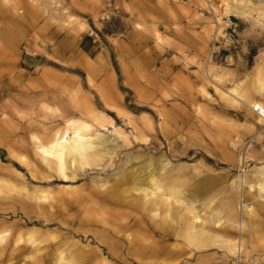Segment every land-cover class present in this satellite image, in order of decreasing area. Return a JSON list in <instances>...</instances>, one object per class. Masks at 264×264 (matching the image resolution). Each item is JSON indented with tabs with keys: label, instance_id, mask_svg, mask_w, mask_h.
Here are the masks:
<instances>
[{
	"label": "rangeland",
	"instance_id": "obj_1",
	"mask_svg": "<svg viewBox=\"0 0 264 264\" xmlns=\"http://www.w3.org/2000/svg\"><path fill=\"white\" fill-rule=\"evenodd\" d=\"M259 11L264 0H0V188L10 190L0 197V232L10 231L6 245L34 230L44 252L78 242L107 252L96 238L103 235L124 249L143 239L146 251L123 254L140 256V264H264L254 219L242 205L254 190L245 186L239 227L231 232L246 240L247 259L216 247L198 250L169 229L155 234L146 211L105 202L113 189L120 194L132 184L116 177L128 154L141 158L130 169L146 182L151 173L165 181L174 166L201 162V174L184 167L181 175L189 179L182 191L199 201L204 221L210 214L205 216L203 201L229 196L244 171L254 179L255 169L264 167L258 113L239 98L236 104L223 98L233 97L235 87L251 90L264 67ZM257 96L264 102V91ZM44 107L61 115L45 118ZM90 111L105 115L99 133L123 147L113 161L65 183L42 162L32 134L42 138L70 118L91 122ZM101 180L108 184L105 192L97 190ZM123 216H130L129 230L113 235L126 225ZM20 247L32 251L25 242ZM23 256L16 253L14 263H28Z\"/></svg>",
	"mask_w": 264,
	"mask_h": 264
},
{
	"label": "bare ground",
	"instance_id": "obj_2",
	"mask_svg": "<svg viewBox=\"0 0 264 264\" xmlns=\"http://www.w3.org/2000/svg\"><path fill=\"white\" fill-rule=\"evenodd\" d=\"M230 10H233L234 13L240 12V8L232 7ZM259 15L264 17V11H259ZM263 68V66H259L257 69L251 90L241 93L240 89L235 87L230 93L233 97L227 94L223 95V98L230 101L231 104H236L239 99L245 101L249 108L258 113L256 121L261 125H264V102L257 95H261L264 91ZM43 112L45 118H55L61 115L58 109L48 107H44ZM89 117L91 122L70 118L66 120L62 129L51 134L47 133L42 138L32 134L34 148L42 162L65 183L75 182L80 175L79 172L85 168L94 169L104 161H113L118 151L123 147L122 145L113 147L110 145V141L99 133L98 128H106L105 123L108 122L103 113L90 111ZM123 138L124 144L130 145L129 139L125 135ZM139 140L146 142V139ZM23 142V138H21L20 143ZM18 158L20 160L21 157ZM140 159L138 154L126 155L119 165L116 177L119 180L133 179L132 184L123 188L120 194L115 193L113 189L112 194L106 198V203L119 210L146 211L148 218L155 220V222L153 220L154 226L151 227L155 234L158 228L162 231L169 229V234L179 232L177 236L182 237L185 242L198 250L216 247L226 251L230 256L247 259L251 249H248L246 240H238L231 232V230L239 227V194L240 188L245 186L249 192L252 190L254 192L247 194L248 196L243 200L242 205L245 212L254 219L253 225L256 228L257 244L264 246V167L255 169L254 179H250L248 173L244 171L245 174L233 183L229 196L221 197L217 201H214V198L203 201L202 205L209 210V212H204L205 216L210 214V218H206L204 221L196 208L199 201L195 196L188 199L185 196V191H182L189 179L181 175L184 167H193L198 174H201L202 172H199L197 168L202 164L201 162L174 166L172 173L165 181L159 180L155 173H151L146 182L136 177L134 169H130V166L133 167L134 163ZM20 161L22 162V160ZM149 162L152 161L149 160ZM239 162L243 166L244 159L241 158ZM22 163L28 165L24 159ZM159 165L162 169V164ZM99 183L97 190L105 192L108 187L106 180H101ZM67 188L73 189L71 186H67ZM8 195H10V190L0 188V197H8ZM252 202L255 203L253 207L251 206ZM128 219L130 216H123L122 221L128 222ZM198 221L204 222L205 225H211L213 228L208 227L207 229L201 224H196ZM127 222L126 225L115 227L112 234H126L129 230V223ZM136 224L143 230L144 223L139 221ZM246 227L247 225L243 223V229ZM9 234L10 231L7 230L0 232V264H16L13 258L16 253H19L20 256L24 255L22 263L28 261L26 264H140V256L131 259L124 258L123 254L127 255L126 251L129 252L134 248L140 253L148 249L143 246V239H134L131 242V249L129 247L124 249L119 248L117 244L111 241L102 239L103 235H100L101 237L96 236V238L104 245L102 247L108 250L107 252L101 247H91V243L83 245L81 242L59 245L54 251L51 249L49 252H44L40 249L41 242L37 239V233L34 230L19 233L14 242L7 246ZM22 242L29 244L32 251L24 253L20 247ZM4 256L8 258L6 261H2ZM149 264H158V262Z\"/></svg>",
	"mask_w": 264,
	"mask_h": 264
}]
</instances>
